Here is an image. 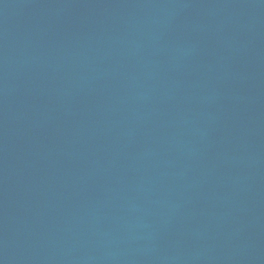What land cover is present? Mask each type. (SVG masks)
I'll use <instances>...</instances> for the list:
<instances>
[{"label":"water","instance_id":"obj_1","mask_svg":"<svg viewBox=\"0 0 264 264\" xmlns=\"http://www.w3.org/2000/svg\"><path fill=\"white\" fill-rule=\"evenodd\" d=\"M0 264H264V0H0Z\"/></svg>","mask_w":264,"mask_h":264}]
</instances>
